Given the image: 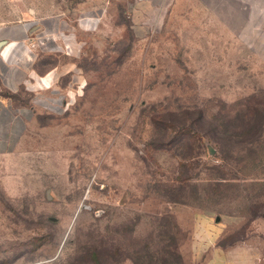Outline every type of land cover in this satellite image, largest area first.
Wrapping results in <instances>:
<instances>
[{
  "label": "rangeland",
  "instance_id": "obj_1",
  "mask_svg": "<svg viewBox=\"0 0 264 264\" xmlns=\"http://www.w3.org/2000/svg\"><path fill=\"white\" fill-rule=\"evenodd\" d=\"M29 17L77 91L0 152V264H264V0H0Z\"/></svg>",
  "mask_w": 264,
  "mask_h": 264
},
{
  "label": "crops",
  "instance_id": "obj_2",
  "mask_svg": "<svg viewBox=\"0 0 264 264\" xmlns=\"http://www.w3.org/2000/svg\"><path fill=\"white\" fill-rule=\"evenodd\" d=\"M34 17L0 21V152L14 150L46 104L76 95L74 66L36 44ZM77 89V88H76ZM254 252L252 264H257Z\"/></svg>",
  "mask_w": 264,
  "mask_h": 264
},
{
  "label": "built area",
  "instance_id": "obj_3",
  "mask_svg": "<svg viewBox=\"0 0 264 264\" xmlns=\"http://www.w3.org/2000/svg\"><path fill=\"white\" fill-rule=\"evenodd\" d=\"M38 46H45V41H42L41 39H38L37 38V43H36ZM45 108L48 110V111H57V110H61V103H60V100H57V101H53V102H50L48 104H46Z\"/></svg>",
  "mask_w": 264,
  "mask_h": 264
},
{
  "label": "trees",
  "instance_id": "obj_4",
  "mask_svg": "<svg viewBox=\"0 0 264 264\" xmlns=\"http://www.w3.org/2000/svg\"><path fill=\"white\" fill-rule=\"evenodd\" d=\"M93 255H95V253Z\"/></svg>",
  "mask_w": 264,
  "mask_h": 264
},
{
  "label": "water",
  "instance_id": "obj_5",
  "mask_svg": "<svg viewBox=\"0 0 264 264\" xmlns=\"http://www.w3.org/2000/svg\"><path fill=\"white\" fill-rule=\"evenodd\" d=\"M1 45V44H0Z\"/></svg>",
  "mask_w": 264,
  "mask_h": 264
}]
</instances>
